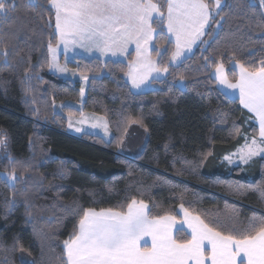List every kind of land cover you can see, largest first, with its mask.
Returning a JSON list of instances; mask_svg holds the SVG:
<instances>
[{
  "label": "trees",
  "instance_id": "trees-1",
  "mask_svg": "<svg viewBox=\"0 0 264 264\" xmlns=\"http://www.w3.org/2000/svg\"><path fill=\"white\" fill-rule=\"evenodd\" d=\"M153 2L166 17L164 0ZM206 2L213 11L214 1ZM15 3L7 19L0 12V137L6 138L0 145V264H64L63 242L85 210L125 212L133 199L148 205L150 218L179 220L182 205L226 235H236L233 217L246 226L250 217L264 216L257 191L264 186V157L243 168L221 163L248 137L257 139L258 128L213 77L220 64L230 82L238 79L234 63L250 72L262 66L264 5L225 0L194 52L176 66H170L175 45L166 20L154 19L160 54L153 49L151 56L167 75L146 92L135 93L125 78L132 52L123 60L76 57L67 65L89 78L81 102L80 82L50 71L48 44L55 46L58 35L49 0H38L40 7ZM78 102L81 111L63 106L62 112L105 117L109 141L66 133L67 119L55 107ZM133 123L148 138L139 154L123 155L119 148ZM9 173L17 179L7 180ZM175 239L191 238L178 230Z\"/></svg>",
  "mask_w": 264,
  "mask_h": 264
},
{
  "label": "snow or ice",
  "instance_id": "snow-or-ice-1",
  "mask_svg": "<svg viewBox=\"0 0 264 264\" xmlns=\"http://www.w3.org/2000/svg\"><path fill=\"white\" fill-rule=\"evenodd\" d=\"M164 3L167 6V33L175 37L176 52L172 58L177 59L185 47L190 49L200 39L209 21H215L221 0H214L212 8L215 11L210 9L206 0H164ZM260 3L264 5V0H260ZM29 4L40 7L38 0H29ZM49 4L55 13L59 42L65 50L69 44L79 43L84 47L87 42L103 53L112 52L114 55L117 51L125 52L127 45L135 41L137 55L141 59L129 72L133 84L139 87L135 74L138 67H147L148 71L158 73L167 71V68L155 67L147 47L141 51L142 43L147 46L153 39V20L162 23L165 19L161 6L153 0H49ZM15 11V0H0V12L5 19ZM57 47L48 44L52 53L49 66L63 72L66 69L57 62ZM154 49L160 54V48L154 46ZM2 54L6 61L7 49ZM217 71L221 83L239 89L241 104L259 120V136L261 143H264V62L257 71L252 72L241 64L240 79L235 84L228 83L223 64L218 66ZM235 132L239 133V129H235ZM5 142L6 138L0 137V145ZM238 151L241 153L240 159L247 163L264 153V148L257 144L256 138H252L250 144L246 139ZM6 179L12 181L17 177L9 173ZM257 191L264 197V186L258 185ZM184 214L191 228V240L181 242L172 236L174 218H150L148 205L143 201L133 199L127 205L126 212L89 208L83 212L73 233L63 242L64 264H187L189 260L204 264L205 241L211 244V264H234L241 253L244 256L240 264H264V216L250 217L246 226H240L241 222L233 217L230 227L236 235L231 232L226 235L209 226L199 215H192L187 210ZM145 234L153 237L150 250H141L137 244Z\"/></svg>",
  "mask_w": 264,
  "mask_h": 264
},
{
  "label": "rangeland",
  "instance_id": "rangeland-1",
  "mask_svg": "<svg viewBox=\"0 0 264 264\" xmlns=\"http://www.w3.org/2000/svg\"><path fill=\"white\" fill-rule=\"evenodd\" d=\"M224 1L225 0H221V6L223 5ZM252 1L260 3V0H252ZM213 11H215V9ZM165 20H166V17H165ZM206 28H207V26H206ZM165 30L167 33V20L165 23ZM205 30H207V29H205ZM205 32L206 31H204V34H205ZM204 34L200 37L199 40H197L191 46L190 49L185 47L183 49V54L179 58L173 59L172 58L173 55H172L170 63L172 65H178L183 59L190 56L194 52L196 47L199 45V43L201 42ZM57 35H58V33H57ZM167 35H168L169 39L171 41H173L172 43L175 45L174 35L169 34V33H167ZM58 45H59V47H57ZM54 47H57V52H56L57 62L59 63V65L62 68H65L66 71L61 72L54 67H50V71L60 78H63L66 80H71V81H79L81 84V90H83V94L82 93L80 94V101L83 102L85 100V97L87 94L89 78L87 76L80 74L75 68H70L67 65V63L76 62V59H75L76 57H86V58L97 57L95 55H98V53H101L100 50L98 48H96L95 46L91 45L90 43H87V42H85L84 47H81V45L79 43L69 44L67 49L65 50L64 46L62 44H60V42H59V36H58V42ZM151 49L152 50L154 49V45H153V48H151ZM131 52L133 53V56H134V52L130 51L129 53H131ZM174 52H176V45H175V51ZM51 59H52V53L50 52V62H51ZM84 77H87V79L85 80ZM63 106H69V107H72L74 109H78L79 111H81V105L79 104V102L78 103H69V104L68 103H59L55 107L57 113H59V114L61 113V114H63V116L67 120H69V121L71 120L69 127H70V130L72 132H76V133H82L83 132L82 135H87V133H92V134L100 135L103 138L107 135L108 132L111 133V130H110L109 125H108V121L105 117H103L101 115H97V114H92V113H90L91 115H85L87 117H79V115L81 113L72 114V113L62 112ZM67 128H68V123H67ZM88 135H90V134H88ZM111 136H112V133H111ZM147 138H148V133H147L146 129L143 128L138 123H133L129 126L127 134H126V136H125V138H124V140H123V142L119 148V151L123 155L135 156L141 152L144 144L146 143ZM251 140H252V138H249V137L247 138V142L249 144L251 143ZM256 140H257V144L260 147L264 148V144L261 143V140H259L258 138ZM244 144L241 147H239L238 149H236L235 151L229 153L226 156L228 159H226V157H224L223 162L225 163L226 167H228V168H234V167L243 168V167L247 166L248 164H250L255 158L264 157V153H260V154L256 155L255 157H253L251 160H249L247 163H245L244 161H242L240 159L241 153L238 151L239 149H241L244 146Z\"/></svg>",
  "mask_w": 264,
  "mask_h": 264
},
{
  "label": "crops",
  "instance_id": "crops-1",
  "mask_svg": "<svg viewBox=\"0 0 264 264\" xmlns=\"http://www.w3.org/2000/svg\"><path fill=\"white\" fill-rule=\"evenodd\" d=\"M207 27H208V25H207ZM205 29H207V28H205ZM154 36H155V32L153 33V39L151 41H149V43H148L147 46H143V43L141 42L142 43L141 51H144V47H147V51L150 54L151 60L154 62L155 67L158 68L156 59L151 56V50H152L151 48H153ZM130 51H133L134 52V56H133L132 62L129 65V69H128L126 75H125V78L129 82L132 91H134L135 93H142V92H146V91H149V90L153 89L154 88L153 82L162 80L167 75V71L166 72L161 71V72L158 73L156 71H148L147 67H138L135 74L137 76V81L139 82V87H137L135 84H133L132 76L129 75V72L132 70V67L134 65H136L137 62L141 59L137 55L136 42L135 41H132L131 43H129L127 45V48H126L125 52H123V53L117 51L113 55L112 52L103 53V52L100 51L101 53H98V55H95V56H97L98 58H101V59H105V60L106 59H110V60H122V59H124L127 56V54ZM170 66H176V65H172L170 63ZM233 68L235 69V71H236V73L238 75V79H237L236 82H230L228 80V78H227L228 83H230V84L238 83L239 82V79H240V76H239V73H240V65L234 63L233 64ZM217 69L218 68H216L215 71L213 72V77L215 78L219 89L225 95H227L228 97L233 98V99H237L239 101L240 105L242 106V108L252 116V121L256 124V126L258 128V139L261 140L260 139V136H259V120L257 118H255L254 114L253 113H250V111L248 109H246L243 106V104H241L240 98H239V89L238 88L233 89V88L228 87V84L221 83L220 75H219ZM223 71H224L225 76L227 77L224 68H223ZM141 79H142V82H140ZM85 115H91V114L90 113H81L79 115V117H87ZM67 121H68V128H67V132L66 133L68 135L72 136V137H75V138H79L80 139L83 136L82 135L83 132L82 133L72 132L70 130V127H69L70 126V123H71V120L70 121L67 120ZM87 134L96 135V134H92V133H87ZM98 136H100V135H98ZM110 137H111V133L108 132L107 135L104 138L103 137L102 138L105 141H109L110 140ZM221 163L223 164V158L221 159ZM148 210H149V208H148ZM185 210L186 209L184 207H181V206H179L177 208V213L179 215V220H177V219L174 218V222L172 223V228H171L172 236L174 238H175V233L179 229H181V228L191 238V235H190L191 228H189V226H188V220L186 219L185 214H184L185 213ZM96 211H98V210H96ZM137 244L141 248V250H150L151 247H152V244H153V237H152V235L151 234L142 235L141 238L137 241ZM203 251H204V256H205L204 264H211V244L209 242H207V241L204 242ZM243 256H244V254L241 253L240 256H238L236 258V260L234 261V264H240V259ZM187 264H195V262L192 261V260H189L187 262Z\"/></svg>",
  "mask_w": 264,
  "mask_h": 264
}]
</instances>
